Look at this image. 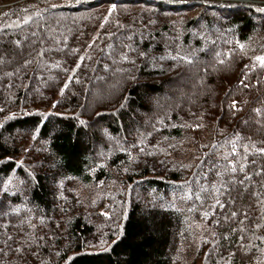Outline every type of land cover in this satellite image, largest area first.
<instances>
[{
  "label": "trees",
  "instance_id": "trees-1",
  "mask_svg": "<svg viewBox=\"0 0 264 264\" xmlns=\"http://www.w3.org/2000/svg\"><path fill=\"white\" fill-rule=\"evenodd\" d=\"M0 4V264H172L181 190L204 264H264V6ZM208 132L190 165L157 148ZM72 178L122 190L86 211Z\"/></svg>",
  "mask_w": 264,
  "mask_h": 264
},
{
  "label": "rangeland",
  "instance_id": "rangeland-1",
  "mask_svg": "<svg viewBox=\"0 0 264 264\" xmlns=\"http://www.w3.org/2000/svg\"><path fill=\"white\" fill-rule=\"evenodd\" d=\"M110 88L111 85L105 86L102 93H107ZM95 97H97L96 92L91 95L92 99ZM210 136L211 134L208 132L203 134L200 140H194L190 133H184L181 137L171 136L163 139L157 148L166 159L181 165H190L196 161L199 155L198 147L206 144ZM218 186L219 184L215 181L212 182L210 188L214 189L215 193ZM69 190L72 192V200L78 208H84L86 211L94 208L104 213V209L111 206L115 194L122 190V184L117 178L105 183H86L72 178L69 181ZM172 196L174 206L183 212L181 236L178 247L173 254L172 264H204L202 257L199 256V249L204 240H208L213 236V228L195 215V211H202L199 206H195L194 202H186L189 201L187 191L181 190ZM175 198H178V202Z\"/></svg>",
  "mask_w": 264,
  "mask_h": 264
},
{
  "label": "built area",
  "instance_id": "built-area-1",
  "mask_svg": "<svg viewBox=\"0 0 264 264\" xmlns=\"http://www.w3.org/2000/svg\"><path fill=\"white\" fill-rule=\"evenodd\" d=\"M178 2L196 1V2H211V3H228V4H246L264 6V0H175ZM6 4H0V14Z\"/></svg>",
  "mask_w": 264,
  "mask_h": 264
}]
</instances>
